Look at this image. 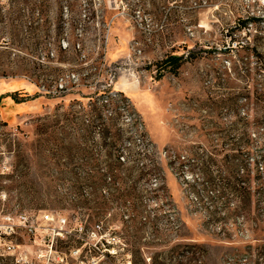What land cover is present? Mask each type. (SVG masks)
Here are the masks:
<instances>
[{"label":"rangeland","instance_id":"374dc122","mask_svg":"<svg viewBox=\"0 0 264 264\" xmlns=\"http://www.w3.org/2000/svg\"><path fill=\"white\" fill-rule=\"evenodd\" d=\"M263 121L264 0H0V264H264Z\"/></svg>","mask_w":264,"mask_h":264},{"label":"built area","instance_id":"2783aa9c","mask_svg":"<svg viewBox=\"0 0 264 264\" xmlns=\"http://www.w3.org/2000/svg\"><path fill=\"white\" fill-rule=\"evenodd\" d=\"M21 219H24L23 217ZM45 221L48 222H55V217L52 215H45L44 217ZM7 221V225L6 228H8V230H10L6 235L10 236L12 234V232H14V228H13V218L11 217H7L6 218ZM57 222L59 223V228L55 231V233L59 234L57 231L62 232L63 231V227L66 223V220L64 219H57ZM1 239V238H0ZM6 248L4 249L5 254L9 255V256H13L14 260L17 264H29L27 261V256L25 258L18 256L15 254V246L12 244V242H8V243H4Z\"/></svg>","mask_w":264,"mask_h":264},{"label":"trees","instance_id":"16d2710c","mask_svg":"<svg viewBox=\"0 0 264 264\" xmlns=\"http://www.w3.org/2000/svg\"><path fill=\"white\" fill-rule=\"evenodd\" d=\"M114 94L115 95H117V96H121V100H123V101H128L129 100V98L127 97V96H125L124 95V92L123 91H116V92H114ZM109 95H111V93L109 94ZM97 99H95V101H94V105L96 106L97 105V103H101V102H108V100H107V97H106V95L105 94H103V95H99V96H97L96 97ZM98 101H100V102H98ZM262 124H264V121H263V123ZM121 161L122 162H125L126 161V159L124 158V157H121ZM258 187H259V192H260V196L262 197V196H264V183L263 182H259V184H258ZM246 189H244V188H237L236 190H235V193L237 194V195H239V196H243L244 194H248L246 191H245ZM234 193V194H235ZM187 248L189 247V249H190V251H185L184 252V255H187V254H190V253H192L193 254V257L197 254L195 251H196V249H199L200 247H198L197 245H187L186 246ZM193 249H195L194 251H191V250H193ZM190 258L189 259V261H190V264H192L191 263V261L192 260H195V258Z\"/></svg>","mask_w":264,"mask_h":264}]
</instances>
